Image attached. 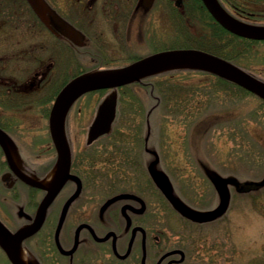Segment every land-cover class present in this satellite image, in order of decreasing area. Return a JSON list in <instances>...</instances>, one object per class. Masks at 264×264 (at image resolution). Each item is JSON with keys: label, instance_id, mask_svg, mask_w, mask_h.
<instances>
[{"label": "flooded vegetation", "instance_id": "obj_1", "mask_svg": "<svg viewBox=\"0 0 264 264\" xmlns=\"http://www.w3.org/2000/svg\"><path fill=\"white\" fill-rule=\"evenodd\" d=\"M44 1L51 9L46 23L28 0H0V28L15 30L0 36V223L10 233L33 221L40 201L60 176L48 118L56 95L67 82L169 48L167 29L158 38L155 28L157 24L168 27L171 20L182 39L190 29L186 23L193 22L198 48L207 47V42L243 56L244 42L251 40L224 28L202 0H153L149 6L142 0ZM217 2L237 21L264 24V10L258 8L264 0ZM202 23L214 29L210 37H202ZM70 26L82 34L80 43L73 40L78 35ZM131 36L138 41L133 49L139 46V53H132L128 46ZM235 39L240 41L236 47ZM120 53L133 56L119 61L115 56ZM147 79L86 91L67 107L63 118L69 153L66 178L47 205L39 228L21 241L27 262L186 264L195 259L182 243L169 244L165 230L154 219L158 215L155 189L169 204L182 208L160 179L155 185L154 161L147 159L141 166L131 149L119 144L122 130L117 122L136 113L130 111L136 104L131 99L123 104L127 97L122 94L131 84L152 86ZM109 94L115 95L114 118L106 132L90 139L99 105ZM80 98L84 102L75 105ZM74 106L76 111L71 113ZM107 151L110 154L104 160ZM54 168L52 183L43 185L41 181ZM114 196L118 197L106 203ZM182 210L191 213L189 208ZM222 211L206 217L215 218ZM181 217L187 220L186 215Z\"/></svg>", "mask_w": 264, "mask_h": 264}, {"label": "rangeland", "instance_id": "obj_2", "mask_svg": "<svg viewBox=\"0 0 264 264\" xmlns=\"http://www.w3.org/2000/svg\"><path fill=\"white\" fill-rule=\"evenodd\" d=\"M258 8L264 10V3ZM188 26L183 39L172 20L168 27L157 24L155 30L161 38L167 29L170 47L201 46L193 22L186 23ZM199 28L202 37L214 31L204 23ZM8 31L15 30L4 26L0 36ZM127 41L132 53L140 52L139 46L133 49L138 44L134 37ZM261 47L257 53L236 57L235 62L264 81ZM132 56L120 53L115 58L125 61ZM182 67L189 66L170 69ZM164 79L163 86L154 81L152 86L126 87L123 104L131 99L137 109L130 111L136 113L116 124L122 130L119 144L131 149L141 166L143 161L153 160V172L183 203L197 210L178 211L155 189L153 200L159 216L154 219L165 230L169 244L182 243L195 256L186 264L195 260L202 264H264V102L252 94L241 95V90L232 86L223 85L211 94L214 81L208 74L176 72ZM75 111L76 106L71 113ZM108 154L104 153V160ZM222 208L212 219L199 214ZM0 264H9L1 250Z\"/></svg>", "mask_w": 264, "mask_h": 264}, {"label": "water", "instance_id": "obj_3", "mask_svg": "<svg viewBox=\"0 0 264 264\" xmlns=\"http://www.w3.org/2000/svg\"><path fill=\"white\" fill-rule=\"evenodd\" d=\"M152 1L153 0H142V4L144 6H149ZM28 2L41 20L46 23L48 21L47 14L51 13V9L47 3L44 0H28ZM202 2L211 15L227 30L239 36L264 40V25L245 24L235 20L227 14L225 10H223L216 0H202ZM70 28L75 35H78V37H73V40L76 43H80L82 34L75 28L71 26ZM173 61H192L199 63V65L186 66L212 72L239 85L264 100V81L259 80L252 74L244 71L225 58L193 47L160 50L134 60L119 68L97 70L75 76L67 82V84H65L56 95L48 118L49 131L53 142L57 146L60 176L52 183L48 192L40 201L34 219L30 224L10 233L0 223V248L4 251L11 264H31L27 261H21L18 256V252L22 251L20 246L21 241L39 228L43 221L47 205L52 200L58 188L61 186L63 180L66 178L64 175L68 170L69 153L63 132V118L69 104L86 91L120 86L134 80H139L142 76L147 74L169 69L171 67L149 70V68L155 66L156 64ZM114 115L115 95L109 94L105 96L99 105L96 118L90 129V139L106 132L111 125ZM61 172L64 174L62 175ZM158 181L159 180H157V182ZM169 194L171 199H173L177 205L182 208H189L186 204L179 200V198L175 196L171 190ZM117 197L118 196H114L108 199L106 203L113 201ZM212 213L213 212H209L208 214Z\"/></svg>", "mask_w": 264, "mask_h": 264}, {"label": "trees", "instance_id": "obj_4", "mask_svg": "<svg viewBox=\"0 0 264 264\" xmlns=\"http://www.w3.org/2000/svg\"><path fill=\"white\" fill-rule=\"evenodd\" d=\"M221 35H222L221 34V28H218V36H219V38L221 37ZM238 43L240 44L239 40H236V39L233 40V45L235 47H236V44H238ZM179 45H181V44H179ZM260 46H262L264 48V40L263 41H257V40L254 41L252 39L251 40H247V42H244V45H243V48L245 49L244 50L245 51L244 55H248V53H250V52L257 53V51L260 50ZM198 47H200V46H198ZM201 48L206 49L207 51L213 52V53H215L217 55H220V56H222V57H224L226 59H230V60H233V61H235L236 57L241 56V54H239V52H236V53L229 52L228 50H226V48L224 46L223 47H214V46L207 45V47L203 46ZM176 72H199V73L210 75L212 77L213 81H214L213 92H211V94H214V92H217L223 85L225 87L226 86H230V87L232 86V88L236 87V88L240 89L241 90V93H240L241 95H244V94H250L251 95L252 94L249 91H246L245 89H242L238 85L230 82L229 80H227V79H225L223 77H220V76H218V75H216V74H214L212 72L206 71V70L195 69V68L168 69V70L161 71V72H158V73H155L153 75L148 76L147 80H150L152 82V84H153L154 81L155 82H161L160 86H163L164 84H166V80L164 79V76L172 74V73H176ZM160 90L163 92L162 87H160ZM259 100H261V99H259Z\"/></svg>", "mask_w": 264, "mask_h": 264}, {"label": "bare ground", "instance_id": "obj_5", "mask_svg": "<svg viewBox=\"0 0 264 264\" xmlns=\"http://www.w3.org/2000/svg\"><path fill=\"white\" fill-rule=\"evenodd\" d=\"M186 65H199V63L192 62V61L163 62V63L156 64L155 66H152L151 68H149V70L165 68V67H173V66H186ZM55 173H56V169L54 168L46 175V177L41 181V183L46 186L50 185L55 177ZM18 256L21 261L23 262L27 261L22 251L18 252Z\"/></svg>", "mask_w": 264, "mask_h": 264}]
</instances>
